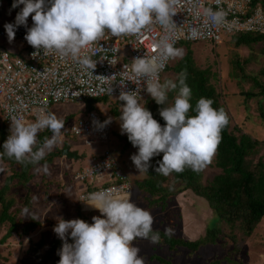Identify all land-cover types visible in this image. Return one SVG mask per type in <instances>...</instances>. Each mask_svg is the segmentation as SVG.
Wrapping results in <instances>:
<instances>
[{"label":"clouds","instance_id":"clouds-1","mask_svg":"<svg viewBox=\"0 0 264 264\" xmlns=\"http://www.w3.org/2000/svg\"><path fill=\"white\" fill-rule=\"evenodd\" d=\"M177 0H13L12 8L23 7L17 13L14 23L4 25L9 42L15 38L19 26L26 28L24 39L36 49L32 56L59 53L71 56L89 70L96 67L90 57L81 56L83 49L98 41L107 30L112 36L136 35L153 23L165 30L175 27ZM206 23L217 26L225 23L222 9H204ZM31 15L33 24L28 27ZM158 56L137 57L132 60L130 81L135 90L121 91L118 97L123 101L119 106L121 134L138 151L130 159L139 173H147L152 167L153 157L162 155L156 161L154 171L168 176L172 172L182 173L185 168L199 173L211 163L221 140V132L228 125L229 118L223 108H213L214 101L201 97L193 109L190 99L192 91L186 83V70L179 73L177 80L160 82L159 72L163 69L159 56L178 57L181 49L175 48L167 37L155 46ZM126 79L128 74H125ZM150 94L165 121L161 124L145 107L140 92ZM113 89L110 90L112 92ZM176 91L173 103L165 106L168 92ZM143 101V103H142ZM195 115L189 116L190 111ZM112 117L103 123H93L103 129L112 122ZM10 134L4 141L3 153L21 164H39L61 136L65 121L54 113H44L35 122L26 123L17 116L10 120ZM48 129L52 137H45L40 147L37 134ZM35 148V150H34ZM47 169H45L46 171ZM84 202V201H83ZM99 211L92 223L82 219L65 220L58 218L54 233L63 241L58 251V264H145L141 249L135 246L137 239L159 242V233L153 234L154 217L150 211L131 200V193L114 194L112 189L93 192L85 202ZM103 217V218H102ZM168 229H165L166 234ZM73 243L68 242V234ZM151 234V235H150Z\"/></svg>","mask_w":264,"mask_h":264},{"label":"rangeland","instance_id":"rangeland-1","mask_svg":"<svg viewBox=\"0 0 264 264\" xmlns=\"http://www.w3.org/2000/svg\"><path fill=\"white\" fill-rule=\"evenodd\" d=\"M22 7L23 5H20L13 9L9 7L6 0L0 1V25L14 23L15 17ZM32 24L30 15L28 26L31 27ZM189 48L193 52L196 66L200 69L208 68L213 74L212 84L219 95L220 103L225 107L231 119V129L264 143V118L261 113L264 111V98L256 95L259 88L249 79L253 76L258 78L261 84H264V43L260 42L251 45V47L236 48L234 42L226 37L217 45L210 42H200L190 44ZM177 49H181L182 54L178 57H172L169 63L170 70L162 75L161 83L165 80L175 81L176 75L171 69L186 53L183 43H180ZM236 61L240 63V68L236 67ZM247 94H252V96L247 98L245 96ZM152 100L149 98L145 102V107L150 106ZM259 101H262L261 105L258 104ZM92 107L99 115L107 114L108 118H113L109 144L103 146L85 145L83 138L70 136L71 124L87 112L86 102L85 104L58 105L52 109L51 113L63 119L65 125L54 147L50 151L46 149L45 157L54 152L55 148L61 150L67 147L81 156L82 159L74 161L62 156L54 157L48 165L41 164L33 169L32 178L26 187L17 190L19 196L29 198V206L26 207L22 201L17 200L10 211L20 210L16 220L20 222L21 226L31 218L38 221L40 226L29 236L23 238L13 236L0 246V257L3 258V261L8 262L7 264H44L45 261L36 258L31 251V246L37 245L42 240L43 247L40 252L41 256H44L53 240H61L53 231L58 218L62 217L65 220L78 218L80 209L78 198L82 192V187L74 183L73 171L85 165L88 156L99 153L102 148L103 150L109 148L113 151L123 173L133 186L131 200L153 215L155 220L153 229L161 230L164 233H166L165 229H168L167 234L169 235L193 241L203 236L206 229L216 225V217L211 214L207 203L191 191H185L170 198L164 211L149 208L146 200L147 195L134 187L135 182L145 178V173H139L130 159L131 155L135 154L138 149L125 146L127 141L124 137H127V134H121L118 121L121 113L118 105L108 98H103L93 103ZM51 137L52 133L49 138ZM9 166L8 163L2 162L0 157V186L4 183L5 178L11 174ZM45 169L47 170L45 171ZM201 172L203 180L210 179L218 172L214 168V156L211 163ZM86 207L92 208L88 205ZM97 215L91 214V216ZM4 234L5 232L1 231L0 238ZM134 244L141 249L140 255L144 257L145 264H156L150 261L152 254L169 258L173 264H208L212 259L226 256L229 250V248L220 245L209 246L199 250L194 256L188 257V252L182 248L169 251L166 246L154 245L150 240L137 239ZM238 255L243 264H264V218L241 247ZM57 257L59 260L58 254Z\"/></svg>","mask_w":264,"mask_h":264},{"label":"built area","instance_id":"built-area-1","mask_svg":"<svg viewBox=\"0 0 264 264\" xmlns=\"http://www.w3.org/2000/svg\"><path fill=\"white\" fill-rule=\"evenodd\" d=\"M205 8L213 11L222 9L226 14L225 23L217 26L206 23L203 14ZM174 10L175 27L169 30L158 23H153L136 35L114 37L105 30L103 37L81 52V56L90 57L96 62L92 71L82 67L71 56H61L59 53L44 55L41 50L40 55L33 57L32 53L36 49L24 39V26L16 29L14 40L9 42L4 26L0 25L2 121L10 128L12 116L31 123L40 115L51 113L58 105L85 104L88 100L103 98L110 99L119 107L124 103L118 99L120 92L135 90L137 87L130 81L132 60L143 56H158L159 49L155 46L164 37L175 47L181 42H210L217 45L226 37L240 33L264 35L263 0H177ZM171 58L159 56L160 63L163 64V69L159 72L160 80ZM125 74H128L127 79ZM141 87L140 95L146 102L151 96L143 90V80ZM106 119L107 114L101 116L94 110H89L71 124L70 136L83 138L85 145L109 144L112 122L103 129L93 123L94 120L103 123ZM46 130L48 129H43L38 134ZM73 175L74 183L82 187L78 199L83 213L101 215L98 210L86 207L85 202L93 192L112 189L114 194H124L133 191L130 180L109 148L90 154L88 163Z\"/></svg>","mask_w":264,"mask_h":264},{"label":"trees","instance_id":"trees-1","mask_svg":"<svg viewBox=\"0 0 264 264\" xmlns=\"http://www.w3.org/2000/svg\"><path fill=\"white\" fill-rule=\"evenodd\" d=\"M6 1L11 7L13 0ZM228 38L234 42L236 48L251 47V45L260 42L264 43V35L257 33H240ZM181 43L185 46L186 53L171 69L176 75L175 81L179 73L186 70V83L192 91L190 103L193 109L199 98L205 97L214 101L213 108H223L229 118L228 125L221 132V140L214 154V168L218 172L207 180H203L201 171L196 173L190 168H185L182 173L172 172L168 176H163L154 171V167L157 166L156 161L162 159L163 154H161L152 158V167L145 173V178L142 181L134 183V187L147 195L146 200L149 208L162 211L167 207L170 198L185 191H191L207 203L211 214L216 217V225L206 229L203 236L193 241L177 238L161 230L153 229V234L158 232L160 237L159 242L153 243L154 245H164L169 251L182 248L188 252V257L194 256L203 248L220 245L229 248L227 255L219 259H212L208 264H243L239 259V251L264 218V143L253 139L247 134L237 133L234 129H231V119L225 107L220 103L219 95L212 84L213 74L208 68L200 69L196 66L193 52L189 48L191 43ZM235 64L237 68L241 67L238 61ZM169 67L170 64L165 72L170 70ZM249 79L259 88L256 95L264 98V84H261L256 77L252 76ZM176 94V91L168 92V100L165 106L173 103ZM245 96L249 98L252 94ZM95 102L97 100L93 101V103ZM261 102L259 101L258 104L261 105ZM93 103L89 109L86 105L87 111L93 110ZM161 107L163 105H157L154 100H152L150 106H146L151 111L153 118L161 126H164L165 121L159 115ZM261 113L264 118V111ZM188 115L193 116L195 112L190 109ZM9 129L0 117V154L3 153L2 145L10 134ZM50 134L49 130L38 134L36 147H40L44 142V138L49 137ZM124 139L127 141L125 146L133 147L127 137H124ZM60 152V149L55 148L54 152L49 153L37 165L21 164L16 162L14 158L0 155L1 161L8 163L11 171V174L5 178L4 183L0 186V233L1 231L5 232L0 238V246L13 236L18 238L27 237L39 228L40 223L33 218L21 226L20 222L16 220L20 210H10L17 200L22 201L26 207L29 206V198L19 196L17 190L26 187V184L32 178L33 169L41 164L48 165L54 157L61 156ZM80 213L79 209L78 218L90 224L91 214L83 215V212ZM67 239L69 243H73L70 234ZM62 243V240H53L45 255L41 256L40 250L43 247L41 240L37 245L31 246V251L36 258L45 261L44 264H58L57 252L61 249ZM150 261L156 264H173L169 258H162L156 254L150 256ZM7 263L0 257V264Z\"/></svg>","mask_w":264,"mask_h":264},{"label":"water","instance_id":"water-1","mask_svg":"<svg viewBox=\"0 0 264 264\" xmlns=\"http://www.w3.org/2000/svg\"><path fill=\"white\" fill-rule=\"evenodd\" d=\"M93 103L92 100H88L86 102V105L88 106V109L91 107V104ZM61 156L68 159V160H79L81 158V156H79L78 154H76L74 151H71L69 148H63L61 149L60 152Z\"/></svg>","mask_w":264,"mask_h":264},{"label":"crops","instance_id":"crops-1","mask_svg":"<svg viewBox=\"0 0 264 264\" xmlns=\"http://www.w3.org/2000/svg\"><path fill=\"white\" fill-rule=\"evenodd\" d=\"M84 115H85V114H84ZM80 159H82V157H81ZM80 159H79V160H80ZM88 160H89V156H88V158L86 159V164L88 163ZM86 164H85V165H86ZM85 165H83L82 167H79V168L76 169L75 171L82 169ZM75 171H73V173H74Z\"/></svg>","mask_w":264,"mask_h":264}]
</instances>
